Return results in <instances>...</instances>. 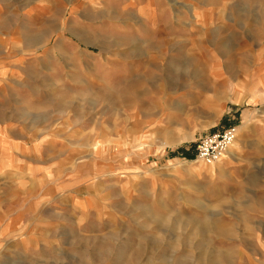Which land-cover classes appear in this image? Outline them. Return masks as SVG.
<instances>
[{"label":"rangeland","instance_id":"374dc122","mask_svg":"<svg viewBox=\"0 0 264 264\" xmlns=\"http://www.w3.org/2000/svg\"><path fill=\"white\" fill-rule=\"evenodd\" d=\"M0 264H264V0H0Z\"/></svg>","mask_w":264,"mask_h":264},{"label":"built area","instance_id":"2783aa9c","mask_svg":"<svg viewBox=\"0 0 264 264\" xmlns=\"http://www.w3.org/2000/svg\"><path fill=\"white\" fill-rule=\"evenodd\" d=\"M236 136V128H227L201 137L196 143V159L207 164L218 162L225 155Z\"/></svg>","mask_w":264,"mask_h":264},{"label":"bare ground","instance_id":"6f19581e","mask_svg":"<svg viewBox=\"0 0 264 264\" xmlns=\"http://www.w3.org/2000/svg\"><path fill=\"white\" fill-rule=\"evenodd\" d=\"M242 139L241 135H238L237 138L235 139V141L233 142V145L231 146L230 150H228V152L226 153V156H232L234 157L236 154L235 152L238 150V148L240 147V140ZM228 157H225L221 160H219L216 164L218 165V167H221L222 165H224L226 163V159ZM216 168V167H215ZM207 170L209 173H214L216 171V169H214V167H203V166H197V170Z\"/></svg>","mask_w":264,"mask_h":264}]
</instances>
